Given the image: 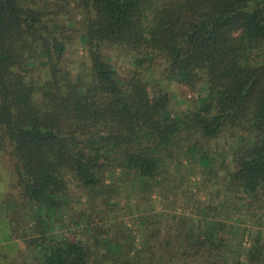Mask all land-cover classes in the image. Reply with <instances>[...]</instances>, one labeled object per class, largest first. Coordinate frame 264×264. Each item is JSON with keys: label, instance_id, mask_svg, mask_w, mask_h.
Wrapping results in <instances>:
<instances>
[{"label": "trees", "instance_id": "obj_1", "mask_svg": "<svg viewBox=\"0 0 264 264\" xmlns=\"http://www.w3.org/2000/svg\"><path fill=\"white\" fill-rule=\"evenodd\" d=\"M0 148L24 246L0 264H264V0H0ZM184 162L206 171L180 192L193 213L156 212ZM75 191L94 208L64 223Z\"/></svg>", "mask_w": 264, "mask_h": 264}, {"label": "rangeland", "instance_id": "obj_2", "mask_svg": "<svg viewBox=\"0 0 264 264\" xmlns=\"http://www.w3.org/2000/svg\"><path fill=\"white\" fill-rule=\"evenodd\" d=\"M72 53H71V60L73 62L79 63V64H83L85 63V53L82 49V47L77 43L74 44L73 48H71ZM71 52V51H70ZM115 67L118 70L119 76L120 77H125L128 69H131L130 65L128 66V64H125L123 62V60H118L115 63ZM160 67H154L153 70L151 71L153 74L157 76L158 74H160ZM169 89H170V94L172 95L171 98V108L173 111H181L182 109H184L185 107L192 109V107L195 106V103L198 99V94L189 90L187 86L177 83L176 81L173 80V78H171L170 83H169ZM223 144H226L225 142ZM222 144V145H223ZM7 149L3 150L2 148H0V199L2 198V196L4 195V193H6L7 191L10 190L9 185L11 183V174H12V162L8 156L7 153ZM226 155V154H225ZM184 166L182 168V166L179 168H175V177H185L187 178L186 181L184 183L182 182H176V187L178 189V192L175 191L173 189L174 185L171 187L169 186V192L166 193L167 198L169 199L170 203L167 202L168 200H160L161 197L156 196V195H152V199H154L153 204L155 205V211L159 212L161 210H164L165 212L168 213H176V214H189L191 215V213H193L194 208H193V204L192 202H187V199H182L180 196V192L182 190H187L190 189L191 191H195V186L199 185L198 182L200 181V179L206 175L205 172L202 167L200 166V164L198 162H195V164H189L184 162ZM179 179V178H178ZM215 182V181H214ZM222 183V181L219 179L218 181H216V183L214 185L208 184V185H204V194L202 192V194L200 193V199L202 201H205L207 204L209 202L208 200V196L207 193L214 191V188L219 187V185ZM7 185V188L5 192L4 189ZM126 188V187H125ZM124 188V189H125ZM177 192V194H176ZM83 194V193H82ZM79 191H75L74 196L72 198V204H71V210H69V217H65L64 223H66V220L70 217L75 218V220L77 219L78 215L80 213H85L88 210H92L94 207L92 206V209H88L86 207V196H83ZM11 197L12 199H18L19 196V190H11ZM122 198L120 200V202L122 204L126 203V197L124 194H121ZM131 203H133V207L136 208L137 206L139 207V205H141L143 202L139 201V200H135V198H133L131 200ZM140 203V204H139ZM150 203V202H149ZM171 203L175 204V207H173V205ZM170 204V208L168 209H164L163 205H167ZM119 207V206H117ZM2 207L0 206V242L5 244L6 241L9 237L10 241L9 242H16L18 244V247L23 250L24 246L22 245V240L18 241L16 233L12 232L11 230V224L8 222L9 220L7 218H5L3 215V213L1 212ZM131 212L133 211V208L131 207ZM251 214V213H250ZM119 215H116V217ZM129 217V218H128ZM261 219L264 221V215H260ZM115 218V214H110V220L108 221V223L113 222V219ZM138 216H135L133 214H130L129 216H124V222H126V224H128L129 227H131L132 229L135 227V222L134 220L137 219ZM29 222H32V217L29 219L27 218ZM243 219V217H242ZM248 226H252V228H255L254 224H247ZM76 226H74L72 229H74ZM78 227V226H77ZM80 230V227H78ZM78 228H75L78 229ZM264 229V228H263ZM55 233L57 232V230L54 231ZM8 242V243H9ZM20 245V246H19ZM248 244L246 243V246ZM15 251L17 252L16 248ZM31 264H36V261H31L29 259Z\"/></svg>", "mask_w": 264, "mask_h": 264}]
</instances>
